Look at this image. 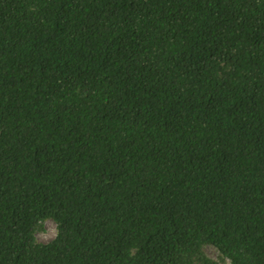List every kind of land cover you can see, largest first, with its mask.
I'll return each mask as SVG.
<instances>
[{"label":"trees","instance_id":"trees-1","mask_svg":"<svg viewBox=\"0 0 264 264\" xmlns=\"http://www.w3.org/2000/svg\"><path fill=\"white\" fill-rule=\"evenodd\" d=\"M0 264H264V0H0Z\"/></svg>","mask_w":264,"mask_h":264},{"label":"rangeland","instance_id":"rangeland-1","mask_svg":"<svg viewBox=\"0 0 264 264\" xmlns=\"http://www.w3.org/2000/svg\"><path fill=\"white\" fill-rule=\"evenodd\" d=\"M56 233V225L53 220H46L43 225V230L36 233V237L39 241L47 242L51 240ZM206 254L216 259L218 255L217 249L213 245H207L204 247Z\"/></svg>","mask_w":264,"mask_h":264}]
</instances>
